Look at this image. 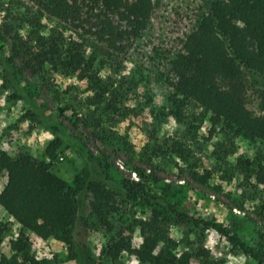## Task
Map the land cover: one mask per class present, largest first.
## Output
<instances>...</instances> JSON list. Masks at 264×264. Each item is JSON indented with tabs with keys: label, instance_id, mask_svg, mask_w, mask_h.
Returning a JSON list of instances; mask_svg holds the SVG:
<instances>
[{
	"label": "trees",
	"instance_id": "obj_1",
	"mask_svg": "<svg viewBox=\"0 0 264 264\" xmlns=\"http://www.w3.org/2000/svg\"><path fill=\"white\" fill-rule=\"evenodd\" d=\"M154 9L153 0H0V67L16 92L12 97L27 102L32 121L53 136L46 150L51 159L65 146L85 162L83 178L70 185L30 155L14 158L0 152V174L6 176L0 208L22 234L63 242L76 264L92 261L86 239L95 221L111 232L110 217L123 205L147 208L150 216L139 223L138 245L131 228L111 234L102 251L104 261L116 263L127 254L140 264H190V255H177L176 244L164 231L173 221L213 229L264 264V258L222 225L173 204L169 198L176 187L161 196L149 188L147 176L138 168V180L112 179L108 160L89 151L57 118L45 115L20 86L25 71L48 78L68 74L83 83L90 107L116 111L122 90L103 70L122 67L123 57L141 39ZM205 10L196 27L180 28L167 55L175 114L182 116V109L193 104L209 114L213 129L224 125L245 139L264 142V114L247 108L248 75L264 74V0H208ZM45 20L56 26L47 30ZM1 44L10 46L12 56ZM252 174L264 192V163H254ZM11 247L28 255L26 239L19 238Z\"/></svg>",
	"mask_w": 264,
	"mask_h": 264
},
{
	"label": "rangeland",
	"instance_id": "obj_2",
	"mask_svg": "<svg viewBox=\"0 0 264 264\" xmlns=\"http://www.w3.org/2000/svg\"><path fill=\"white\" fill-rule=\"evenodd\" d=\"M207 1L153 0L152 17L141 39L123 57L122 67L103 70V75L122 90L116 111L90 107L83 83L68 74L48 78L25 71L20 86L30 92L45 115L57 118L89 151L108 160L112 179L138 180V168L157 194L164 196L176 187L169 198L173 204L222 225L264 258V192L255 185L252 174L254 163H264V142L245 139L224 125L213 129L209 114L193 104H187L178 117L171 101L168 52L180 28L197 26L198 15L206 13ZM44 23L47 30L56 26L53 20ZM1 45L6 55L12 56L10 46ZM248 83L247 108L256 115L264 114V74L248 75ZM15 94L0 67V152L14 158L30 155L75 185L83 178L85 162L65 146L51 159L46 150L53 136L32 121L30 105L13 98ZM5 182V174H0V192ZM149 216L147 208L123 205L110 217L111 232L95 221L86 239L92 260L89 264H140L127 254L116 263L104 261L102 251L110 235L124 228L132 229L138 245L139 223ZM0 227H4L0 232V264H76L63 242L22 234L1 208ZM164 231L176 244L177 255H190V264H258L213 229L171 221ZM19 238L29 244L28 255L11 247Z\"/></svg>",
	"mask_w": 264,
	"mask_h": 264
}]
</instances>
